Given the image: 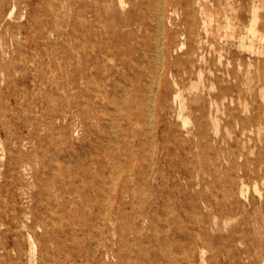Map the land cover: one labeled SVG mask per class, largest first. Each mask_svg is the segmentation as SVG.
I'll use <instances>...</instances> for the list:
<instances>
[{"label":"rangeland","instance_id":"rangeland-1","mask_svg":"<svg viewBox=\"0 0 264 264\" xmlns=\"http://www.w3.org/2000/svg\"><path fill=\"white\" fill-rule=\"evenodd\" d=\"M107 2L19 0L30 22L0 28L9 56L38 63L0 81V264H264V181L247 166L264 139V0ZM121 18L144 25L128 43L143 71L163 74L138 104L116 67L126 91L104 85L99 47Z\"/></svg>","mask_w":264,"mask_h":264},{"label":"bare ground","instance_id":"bare-ground-1","mask_svg":"<svg viewBox=\"0 0 264 264\" xmlns=\"http://www.w3.org/2000/svg\"><path fill=\"white\" fill-rule=\"evenodd\" d=\"M111 3L114 2V0H110ZM105 6H108L107 0H104ZM120 6L122 8H125L128 4L127 0H118ZM9 3L11 4L10 11L8 13L7 7L9 6ZM158 3V2H157ZM103 6V7H105ZM150 7V6H149ZM20 8L19 0H0V28L3 27L4 22L6 21V16L8 19L13 21H19L16 26L19 27V29L25 28L26 24L30 22V18L27 20V23H23V20L20 18V14L17 16L18 10ZM155 9V8H153ZM97 10L99 8L97 7ZM96 15L99 16V12H95ZM156 14V13H155ZM20 19V20H19ZM258 14L255 10L254 14V24L258 21ZM165 20V19H164ZM154 25V24H153ZM156 26V25H155ZM110 27V26H109ZM107 27V28H109ZM117 30L116 31H109L110 37H114L119 41V43L122 44L121 46H117L116 41L113 43L110 42H102L101 46L99 47V53L103 55V67L104 71L106 73V81L104 82V85L108 88V94H112L114 96L121 95L126 91V86L131 88L132 95H133V102L135 104H138V95L141 93V91L145 88L144 84L149 81L150 85L154 86L157 84L159 88H161L163 84V74H159V76H150L148 73H145L143 71L144 68L147 67L151 63V60H148V63L146 64L142 56L137 57V53H141L140 45H129V41L131 40H138L137 39V30H141L144 25L140 21H134V20H127L124 18H121L117 22ZM124 28H130L131 31L129 34H122L121 31ZM148 28V27H147ZM175 28V27H174ZM154 31V30H153ZM250 31L253 33L254 36H256L257 31L255 28V25L252 26ZM157 33V32H156ZM13 39L15 38L14 35L12 36ZM108 38L110 40L111 38ZM158 38V37H157ZM7 36L6 34L0 29V81H2V84L4 82H9V79L11 78L12 71L18 72L21 69V66L18 65V62L21 63L23 61L22 57H12L9 56L7 49H5V46L7 45ZM36 41L31 40L29 41V46H33ZM163 43V42H162ZM159 47V46H158ZM244 47L247 50L253 51V45L247 46L244 45ZM163 50V48H161ZM91 53H96L97 49L96 47L91 48ZM142 53H145V49H142ZM163 61V60H162ZM24 67L26 69H30L31 66L35 67L36 62H33L32 65H29L27 61H23ZM41 64V63H39ZM163 64V63H162ZM161 65V64H159ZM113 66V67H110ZM163 66V65H162ZM114 67H116L120 73L118 74V79L124 81L125 83V89H119L118 85L116 84V77L114 78ZM165 67V65H164ZM94 70L97 67H92ZM162 70V69H161ZM165 70V68H164ZM113 77V79H112ZM152 78V80H151ZM154 79V80H153ZM24 82L25 78H23ZM1 84V83H0ZM1 84V85H2ZM123 103L126 102V99L122 100ZM158 100H154L151 103H154V107L157 106ZM153 106V105H152ZM155 109V108H154ZM156 110V109H155ZM156 112V111H155ZM3 114L0 115V125L3 124ZM150 121L154 122L157 120L158 124V118L156 114L154 113V110H150ZM143 119H146V115L138 114V116L133 117L132 115L129 116L127 119V124H129L131 127L135 128L136 124L140 123ZM110 120V119H109ZM187 123V122H186ZM258 124V121H257ZM256 126V124H254ZM258 138L260 137L261 146L259 148V152L256 157L253 159H249L247 161V166L249 167L251 176H254L255 178H259L262 181H264V139L261 138L262 132L261 129H257ZM5 154V153H4ZM29 164V163H28ZM28 164L23 163L20 165L22 170H27ZM165 185V184H164ZM256 191L260 192L258 187L256 186ZM156 204V203H155ZM140 207V206H139ZM140 209V208H139ZM149 215V214H148ZM122 233V232H121ZM31 257V256H30ZM118 264H159L157 261H148L146 263L142 262L138 257L129 258L123 255L118 256Z\"/></svg>","mask_w":264,"mask_h":264}]
</instances>
